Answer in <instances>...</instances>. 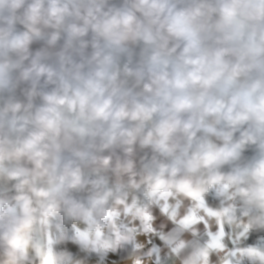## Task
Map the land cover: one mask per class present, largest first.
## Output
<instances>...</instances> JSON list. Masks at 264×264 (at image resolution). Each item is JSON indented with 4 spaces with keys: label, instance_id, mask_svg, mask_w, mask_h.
Wrapping results in <instances>:
<instances>
[{
    "label": "clouds",
    "instance_id": "9594fccd",
    "mask_svg": "<svg viewBox=\"0 0 264 264\" xmlns=\"http://www.w3.org/2000/svg\"><path fill=\"white\" fill-rule=\"evenodd\" d=\"M0 264H264V0H0Z\"/></svg>",
    "mask_w": 264,
    "mask_h": 264
}]
</instances>
